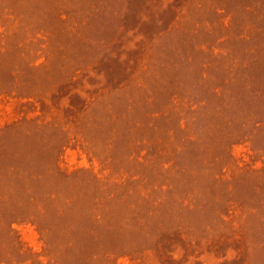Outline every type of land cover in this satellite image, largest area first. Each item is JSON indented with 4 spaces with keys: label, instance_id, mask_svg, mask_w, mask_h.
Wrapping results in <instances>:
<instances>
[{
    "label": "rangeland",
    "instance_id": "obj_1",
    "mask_svg": "<svg viewBox=\"0 0 264 264\" xmlns=\"http://www.w3.org/2000/svg\"><path fill=\"white\" fill-rule=\"evenodd\" d=\"M0 264H264V0H0Z\"/></svg>",
    "mask_w": 264,
    "mask_h": 264
}]
</instances>
